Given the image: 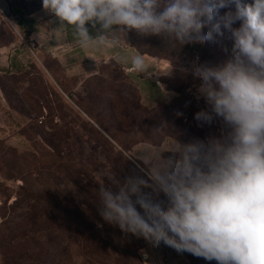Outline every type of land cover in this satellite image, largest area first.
<instances>
[{
    "label": "clouds",
    "instance_id": "1",
    "mask_svg": "<svg viewBox=\"0 0 264 264\" xmlns=\"http://www.w3.org/2000/svg\"><path fill=\"white\" fill-rule=\"evenodd\" d=\"M42 7L60 27L73 28L83 48L119 46L134 30L174 51L227 32L223 64L197 58L179 69L199 81L193 94L206 107L195 113L198 126L218 122V135L181 143L164 124L153 127L150 140L121 149L136 174L121 181L113 171L98 173V213L153 247L163 243L217 264H264V0H42ZM130 62L153 75L142 54Z\"/></svg>",
    "mask_w": 264,
    "mask_h": 264
},
{
    "label": "rangeland",
    "instance_id": "2",
    "mask_svg": "<svg viewBox=\"0 0 264 264\" xmlns=\"http://www.w3.org/2000/svg\"><path fill=\"white\" fill-rule=\"evenodd\" d=\"M224 11L214 13L205 33ZM227 35L225 32L223 38L216 36V42L204 44V51L201 44L169 51L159 37L141 38L134 30L128 32L129 43L169 64L163 83L164 92L170 95L155 103L130 89L120 65H104L110 76L101 82H85L74 96L67 95L76 83L63 78V70L53 59L41 63L21 60L1 72L0 264L206 261L163 243L153 247L103 221L98 213V173L113 171L121 181L136 174L135 164L124 160L121 149L134 151L150 140V130L161 124L181 143L218 135V122L198 126L195 113L206 107L193 94L199 81L179 69L190 67L197 58L200 63L223 64L229 54L222 45L231 48ZM172 63L175 67L167 74ZM53 78L67 94L58 89ZM102 179L111 184L107 177Z\"/></svg>",
    "mask_w": 264,
    "mask_h": 264
},
{
    "label": "crops",
    "instance_id": "3",
    "mask_svg": "<svg viewBox=\"0 0 264 264\" xmlns=\"http://www.w3.org/2000/svg\"><path fill=\"white\" fill-rule=\"evenodd\" d=\"M89 28L90 34L95 35L90 25ZM125 40L127 43L122 42L115 47L83 48L73 28L60 27L58 20L45 12L42 0H0V70L10 66L17 49L18 58L23 61L30 58L41 63L45 58L53 59L63 70V78L76 83L74 88L69 89L73 93L89 80L110 76L104 65L116 63L143 100L150 103L161 101L166 93L163 78L168 62L142 54L148 71L153 75L150 77L134 71L130 59L139 52L129 43L127 35ZM53 82L62 93L67 94L57 79L53 78ZM205 263L201 261L200 264ZM210 264L217 262L210 261Z\"/></svg>",
    "mask_w": 264,
    "mask_h": 264
},
{
    "label": "trees",
    "instance_id": "4",
    "mask_svg": "<svg viewBox=\"0 0 264 264\" xmlns=\"http://www.w3.org/2000/svg\"><path fill=\"white\" fill-rule=\"evenodd\" d=\"M131 44V43H130ZM134 48H136L137 49V51L140 53V54H149L150 56H153V55H156V54H152L151 52H149V51H146V50H139L136 46H134L133 44H131ZM200 49L202 50V51H204V49H205V45H201L200 46ZM18 51H19V49H17L15 52V55H14V57H12V61L10 62V66L9 67H7V68H4V69H1L0 70V75L2 74L1 72L2 71H8L9 69H10V67H13V66H15L16 65V62H19L20 63V61L22 60V59H19L18 58V55H17V53H18ZM154 57V56H153ZM155 57H158V55H156ZM33 59H28V60H25L24 62L26 63V62H29V61H32ZM23 61V60H22ZM34 61V60H33ZM15 64V65H14ZM110 64V66H116V65H118V64H116V63H109ZM2 76H0V78H1ZM103 80V78H101V79H99V82H101ZM130 89L133 91V92H137V90L135 89V87L132 85V84H130ZM76 92H69L68 93V96H70V95H72V96H74L73 94H75ZM137 94H138V92H137ZM77 97H78V95H76ZM81 108V107H80ZM82 109V108H81ZM214 261V260H213ZM207 262V261H206ZM205 264H207V263H205Z\"/></svg>",
    "mask_w": 264,
    "mask_h": 264
}]
</instances>
